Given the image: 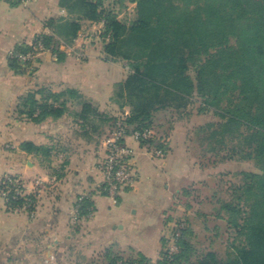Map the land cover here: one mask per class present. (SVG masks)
<instances>
[{
  "label": "trees",
  "instance_id": "obj_1",
  "mask_svg": "<svg viewBox=\"0 0 264 264\" xmlns=\"http://www.w3.org/2000/svg\"><path fill=\"white\" fill-rule=\"evenodd\" d=\"M9 1L13 6L23 3ZM128 4L135 5L130 22L120 18ZM59 6L69 18L48 20L49 33L34 42L42 39L45 48L62 61L61 45H71L84 22L102 23L107 58L129 66L127 78L115 86L117 103L130 108L124 117L128 135L155 129L160 111L184 115L197 96L203 101L199 112L220 119L192 131L189 141L199 145L201 159L212 165L253 161L259 170L237 174L241 181L231 184L229 199L218 200L217 217L226 220L236 235L224 256L213 250L200 252L192 242L193 228L186 223L179 228L174 254H169L165 241L156 263L143 255L124 258L111 247L103 252L107 264H264V0H59ZM242 26L249 35H243ZM31 50L23 44L15 51ZM9 62L17 71L33 66L10 58ZM66 97L82 99L72 88L59 93L40 89L24 97L19 112L35 123L58 118L64 113L66 102L61 100ZM81 103L84 113H96L90 103ZM111 121L110 130L118 119ZM164 137L141 138L140 144L166 155L170 148ZM22 149L44 156L50 152L31 143L22 144ZM184 194L190 195V190ZM10 197L9 211L30 205L25 211L35 212L36 196L14 197L11 192ZM80 197L76 221L89 218L93 207L89 197L79 201Z\"/></svg>",
  "mask_w": 264,
  "mask_h": 264
},
{
  "label": "crops",
  "instance_id": "obj_2",
  "mask_svg": "<svg viewBox=\"0 0 264 264\" xmlns=\"http://www.w3.org/2000/svg\"><path fill=\"white\" fill-rule=\"evenodd\" d=\"M51 18H69L59 0H29L18 6L0 0V181L8 175L21 177L29 193L36 179L49 186L39 192L33 214L9 211L0 195V264H87L111 247L156 263L163 242L168 245L173 239L170 225L171 216L180 211L177 200L184 188L198 182L201 167L189 154V139L205 120H178L163 138L170 148L166 155H156L129 135L126 144L134 153L138 179L116 199L102 193L100 163L108 122L130 114L129 107L115 100V86L127 78L129 66L107 58L108 40L96 36L102 33V23L84 22L74 42L61 45L62 61L46 51L32 69H13L10 53L48 34L46 22ZM90 34H95L91 43ZM67 88L79 91L82 99L63 98L62 116L35 123L19 112L29 93ZM82 101L96 113H84ZM24 143L48 148L49 155L28 153ZM79 196L91 199L94 213L76 221Z\"/></svg>",
  "mask_w": 264,
  "mask_h": 264
},
{
  "label": "rangeland",
  "instance_id": "obj_3",
  "mask_svg": "<svg viewBox=\"0 0 264 264\" xmlns=\"http://www.w3.org/2000/svg\"><path fill=\"white\" fill-rule=\"evenodd\" d=\"M134 16L135 5L128 4L127 8L123 10L122 14L120 15V18L126 22H130ZM241 29L243 35H249L245 27L242 26ZM96 36L98 38H103L102 33L97 34ZM88 38L90 39L89 41L91 43V39L95 38V34H90ZM38 56L34 61L37 60ZM202 105L203 101L201 98L196 96L190 100L187 112L182 116L173 110L158 112L154 119V137L170 135L175 123L182 119L190 120L192 118L193 122H197L199 120L198 118L202 117L201 119H204L205 123L210 121H220V119L213 113H200L199 110ZM111 120L108 122L109 126H111L114 121ZM189 154L191 158L195 160L201 167V170L198 171V176H195V178L198 179V182L194 185L192 184L189 187L184 188V190H190V195L183 194L181 199L179 198L177 200L176 203L177 206H179L180 211L175 216H171L173 221L171 222L170 227L174 232L178 227V224H190L194 231L192 242L195 244L198 250L203 253L208 250H213L216 251L220 257H222L225 255L227 246L234 241L236 235L234 230H230L228 228L226 220L217 217L220 207L218 200L229 199L228 190L231 184H238L241 181V177L237 174L242 171L259 172V170L253 161H231L230 163H225L224 165L223 163L212 165V162H209L208 159H201V148L196 142L192 143L189 141ZM131 165L134 170V185L138 179V170L133 161H131ZM208 170L210 173L214 174L207 176L203 173L207 172ZM133 185L127 188H131ZM45 186L46 187L43 190L46 191L49 186L47 184ZM99 189H101L102 193L104 192L103 183ZM126 189H124L121 193L126 191ZM222 215H224V213ZM170 246L172 247V243L169 240L167 247L169 248ZM121 255L124 258H131V256H133V254L129 256L125 253L124 255ZM134 256L132 258H134ZM87 264H107V262L105 261L102 252Z\"/></svg>",
  "mask_w": 264,
  "mask_h": 264
},
{
  "label": "built area",
  "instance_id": "obj_4",
  "mask_svg": "<svg viewBox=\"0 0 264 264\" xmlns=\"http://www.w3.org/2000/svg\"><path fill=\"white\" fill-rule=\"evenodd\" d=\"M29 0H23V3L28 2ZM32 50L26 53L12 51L9 55L10 59L16 60L21 65H26L27 63L33 62L36 57L46 51H48L42 39H38L32 45ZM129 135L127 134V126L124 123V117L118 119L115 123V126L112 130L109 131L108 135L104 140L105 147V157L100 163V170L102 172L104 181H103V190L107 196L112 198H117L119 194L129 186L133 185L134 182V170L131 165L133 158L132 149L126 144V138ZM133 136L140 142V139H149L155 136L154 130H148L143 134L138 132L134 133ZM158 155H161V151L156 152ZM45 182L41 179H36L34 181L32 192L27 191V185L25 181L18 176L8 175L0 181V195L5 200L6 204L9 203L11 197L10 194L13 192L14 197L34 195L38 196L46 186ZM85 196H81L79 201H82ZM30 205L23 207L18 211H25ZM89 218L94 213V208L90 207ZM75 219L78 218L79 206L75 208ZM184 224L177 227L174 231L172 239V247L170 246L169 254L172 255L177 251L176 242L180 236V229L184 228Z\"/></svg>",
  "mask_w": 264,
  "mask_h": 264
}]
</instances>
